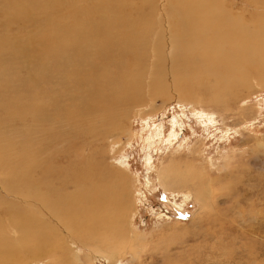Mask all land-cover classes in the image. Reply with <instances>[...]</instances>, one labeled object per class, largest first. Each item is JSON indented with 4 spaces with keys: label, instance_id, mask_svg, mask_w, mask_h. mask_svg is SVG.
Here are the masks:
<instances>
[{
    "label": "rangeland",
    "instance_id": "1",
    "mask_svg": "<svg viewBox=\"0 0 264 264\" xmlns=\"http://www.w3.org/2000/svg\"><path fill=\"white\" fill-rule=\"evenodd\" d=\"M75 1L71 5L73 0H69L70 8L67 3L63 5L61 17L67 19L78 7L80 11L82 6L102 2L123 9L122 0H85L88 5ZM224 2L245 22L264 25V0ZM168 3V0H123L127 8L149 4L156 5V10ZM160 14L157 11L155 15ZM39 15L41 21L47 17L46 12ZM144 20L141 19L142 25ZM21 25L22 32L12 29L10 37L15 36L21 42L25 35H37L32 21ZM253 29L251 26L254 34ZM21 33L20 39L17 36ZM259 33H263L260 28L256 35ZM151 37V47L163 42L166 48L163 51L168 53L167 39L161 41L154 34ZM203 51L197 56L199 65L209 67L214 59ZM150 55L147 70L154 59L152 51ZM248 69L242 79L232 82H225L227 79H221L215 71L197 67V71L186 75L174 74L179 81L175 80V85L166 75L167 79L159 80L156 86L147 75L145 81L153 86L146 85L145 91L143 84L139 86L134 93L135 106L113 108L123 116L117 117L107 136L104 130L111 116H101L96 121L98 129L89 118L82 128L52 125L38 133L24 117L10 122L6 140L0 133V143L8 148L9 157L18 158L9 168L21 165L17 154L22 148L35 152L36 147L41 156L36 160L38 165L47 162L49 168L57 164L99 166L98 173L111 171L118 175L126 191V209L103 221L99 229L95 226L97 235L91 232L93 225L83 227L82 217L67 224L71 232L67 235L54 221L62 235L61 240L43 243L47 246L45 250L51 248V254L40 258L29 256L20 264H264V66L254 69L256 72ZM45 85L43 88L47 89ZM149 89L157 95L153 97ZM48 104L55 105L56 101L48 100ZM30 128L33 135L23 134V129L30 131ZM91 129L96 133L90 132ZM64 130L70 135L53 143L56 134H63ZM37 176L43 177L40 173ZM104 178L107 183L109 177ZM67 189L72 192L70 185ZM0 196L7 202L17 201L2 190ZM101 210L108 212L109 205H102ZM0 216L4 218V214ZM43 218L52 224L48 215ZM75 228L77 231H73Z\"/></svg>",
    "mask_w": 264,
    "mask_h": 264
},
{
    "label": "bare ground",
    "instance_id": "2",
    "mask_svg": "<svg viewBox=\"0 0 264 264\" xmlns=\"http://www.w3.org/2000/svg\"><path fill=\"white\" fill-rule=\"evenodd\" d=\"M74 1L71 4L69 0H0V110L4 111L0 112V133L4 140L7 125L20 116L28 123L31 121L37 133L52 125L82 128L89 123L86 121L89 118L97 128L101 116H111L109 123L105 122L107 136L117 117L123 116L113 108L135 106L136 90L143 84L145 91L146 85L151 84L145 81L147 75L154 80L152 84L165 81L166 75L174 84L178 81L174 74L186 75L197 71V67L215 71L221 79H227L225 82H232L242 79L247 68L251 71L264 66V25L245 22L229 10L226 0H168L170 3L160 9L158 6L159 10L149 4L127 8L123 0V9L120 5L113 7L102 2L82 6L83 13L78 7L67 19L61 17L63 5L67 3L70 8ZM79 1L80 5L82 2L88 5L85 0ZM157 11L160 17H156ZM44 12L47 17L41 21L38 15ZM141 19H145L144 25ZM29 20L37 28L34 30L37 35L32 34L34 40L22 33L17 36H23L21 42L15 36L10 37L12 29L22 32L21 24ZM258 28L263 33L256 35ZM153 34L161 41L168 40V53L163 51L166 49L163 42L150 46ZM201 50L214 59L209 67L199 65L197 56ZM151 51L154 59L147 70ZM151 93L153 97L157 95L155 90ZM48 100L56 104L50 105L53 102L48 104ZM24 132L33 135L31 128L30 131L23 129ZM90 132L95 134L96 130ZM69 135L67 131L56 134L52 142L57 144ZM6 149L4 145L0 147V190L13 195L17 201L7 202L0 196V215L4 214V218L0 216V264H20L29 256L50 255L51 248L45 250L47 246L43 243L61 240L62 235L54 221L67 235L71 232L66 226L74 219L84 218L83 227L93 225L91 232H94L95 226L99 229L103 221L118 211L122 214L126 191L115 173H98L99 166L57 164L49 168L47 162L38 165L36 160L41 156L36 147L35 152L22 148L17 154L21 165L11 169L9 166L15 159L9 157ZM68 185L72 192L67 189ZM100 205H109V211L102 212ZM44 215L51 219L53 215L52 224L44 220ZM104 233L109 234L105 229Z\"/></svg>",
    "mask_w": 264,
    "mask_h": 264
}]
</instances>
